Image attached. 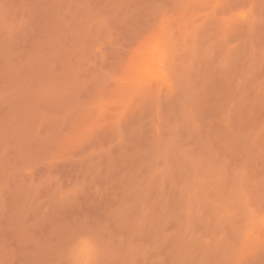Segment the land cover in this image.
<instances>
[{"label": "rangeland", "instance_id": "374dc122", "mask_svg": "<svg viewBox=\"0 0 264 264\" xmlns=\"http://www.w3.org/2000/svg\"><path fill=\"white\" fill-rule=\"evenodd\" d=\"M0 264H264V0H0Z\"/></svg>", "mask_w": 264, "mask_h": 264}]
</instances>
